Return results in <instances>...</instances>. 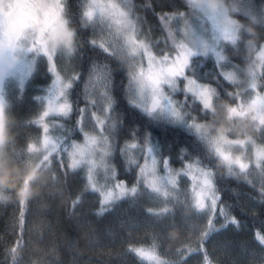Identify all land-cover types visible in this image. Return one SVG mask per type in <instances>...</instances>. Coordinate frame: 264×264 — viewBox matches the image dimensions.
Wrapping results in <instances>:
<instances>
[{
  "label": "trees",
  "instance_id": "trees-1",
  "mask_svg": "<svg viewBox=\"0 0 264 264\" xmlns=\"http://www.w3.org/2000/svg\"><path fill=\"white\" fill-rule=\"evenodd\" d=\"M218 1L224 5L238 27L235 43L222 41L219 52L230 64L244 70L257 66L258 72L255 75V88L240 90L223 74L214 55H199L190 59L187 69L189 78H193L192 66L198 62L197 72L201 76L198 83L213 89L219 106L213 110L204 107L199 101L193 106L192 99L189 98L188 106L182 110L183 116L190 122L188 124H205L208 129L191 133L180 124L152 122L130 109L123 98V86L126 83L124 77L132 70L117 55L111 61V67L116 72L114 88L117 112L124 121L119 135L120 146H123L127 134L133 130L141 136L151 131L153 140L162 146L163 154L171 157L170 166L176 171L181 170L182 164L189 162L182 160V156L187 155L190 160H195L197 155H208L210 149L202 136H222L233 141L248 140L264 149V103L261 106L252 103L255 92L264 94V60L260 61L255 54V49L264 43V21L260 22L233 11L230 8L232 0ZM255 1L264 7V0ZM65 2L67 8L63 18L77 45L80 57L78 71L81 67L86 70L92 59L103 60L104 56L98 50L88 48L85 43L92 35L91 29L83 30L79 23L80 5L84 0ZM132 2L137 5L134 15L141 17L140 31L145 34L149 26H152V39L154 42L159 41L157 51L162 47L161 41L167 39L168 30L162 31L158 16L140 6L151 2L156 6L157 14L163 11L169 14H184L195 20L199 17L186 0ZM250 45L255 49H250ZM81 56L84 58L83 63ZM184 87L181 83L180 89ZM83 91L81 82L70 97L73 103H76L79 97L78 107H83ZM173 98L180 102L185 99L182 93ZM4 105L5 98L0 106L5 147L8 146L9 150L10 143H13L14 152L20 153L35 134V125L32 123L35 110L29 107L27 94L16 103L10 104L9 109H4ZM78 120L79 114L73 112L70 117L50 120L49 124L51 126L64 123L71 127ZM79 139H82V134ZM194 147L196 151L193 150ZM11 157L14 158L12 152ZM157 159L160 160L159 155ZM3 164L0 166V264H119L109 254L124 249V242L119 237L116 241L107 239L101 228V225H110L107 223L112 224L113 221L107 220L103 215L98 218L95 213L84 214L85 217L82 211L80 214L76 213V204L73 201L83 189L82 174L74 175L69 169V174L65 177L60 158L55 152L38 162L32 174L22 179L16 176L15 165L11 160L3 161ZM112 164L117 167L119 179L125 181L126 186H133L137 170L126 171L125 160L118 151ZM161 164L162 162L159 164L160 170L163 165ZM210 166L218 178L224 177L219 182L222 200L231 206V214L242 222V227L239 231L229 228L209 237L204 242L209 258L213 264H260L257 251L264 250V245H261L256 237L257 234L264 236V203H261L259 194V183L264 181V177L261 176L260 170L252 165H249L246 176L241 175L239 169H235L233 177L227 176V169L219 159L214 158ZM245 179L256 182L257 188L253 189L244 182ZM198 226L201 229L197 231L200 238L206 223ZM181 233L184 234V231ZM190 233L191 229L188 227V234ZM170 241L168 234L165 235L163 243L172 247ZM163 243L160 246L162 251L167 249ZM200 244L201 241L199 247ZM192 258L202 262L203 252L199 257Z\"/></svg>",
  "mask_w": 264,
  "mask_h": 264
},
{
  "label": "snow or ice",
  "instance_id": "snow-or-ice-1",
  "mask_svg": "<svg viewBox=\"0 0 264 264\" xmlns=\"http://www.w3.org/2000/svg\"><path fill=\"white\" fill-rule=\"evenodd\" d=\"M140 7L158 16L162 31L170 29L173 22L179 19L178 14L174 13L162 11L157 14L156 6L151 2ZM196 7L205 11V15L213 21V30L216 31L215 10L213 14H209L206 5L198 4ZM66 8L65 0H57L55 12L62 14L66 12ZM80 8L79 23L82 29L91 28L94 33L85 43L88 48L101 52L104 59H92L86 70L83 67L79 71L73 68L71 75L62 77L56 65L55 50L42 51L40 55L46 57L48 61L47 71L54 78L46 94L36 97L40 104L46 106L37 124L42 127L45 136L49 137V147L59 156L65 177L69 174V169L74 175L86 171V177L82 178L83 189L73 203L76 204L91 190L93 195L99 194V205L103 212L125 198L138 197L141 194L140 184L143 182L147 194L164 204V207L156 213L149 208L148 214L165 216L173 213L176 205L181 203L180 196L183 194L185 197L183 204L198 217L206 220V226L200 237V247L193 248L190 245L188 249L179 250L180 258L175 264H191V257H199L201 252H203V260L202 262L197 260V264H213L204 248V242L213 234L229 228L239 231L242 222L231 214V206L223 202L219 182L224 177L216 176L211 169V162L214 158L222 161L228 177L234 176L235 169H239L240 174L246 176L249 165L241 160L232 161L221 149L211 148L207 156L197 155L195 160H190L187 155L182 156V160L189 162L182 164L181 170L176 171L170 166L171 157L163 154L162 146L153 140L151 131L141 136L139 132L133 130L127 134L123 146H120L119 135L124 121L117 112L114 88L116 72L111 67V61L117 54H126L133 60L139 57V65L124 77L126 83L123 86V98L126 105L149 121H165L190 128L191 126L183 118L182 110L188 106L189 98L195 106L198 102L197 97L201 94V85L198 83L201 77L197 72L198 62L192 66L193 78L190 79L187 69L192 53L178 44L174 57L167 46L157 51L159 41L154 42L152 39V26H149L147 33L141 38L139 28L141 17L134 15L137 5L132 0H122L120 3L113 0H86ZM97 28L99 39L95 35ZM168 36L173 38L175 43L171 31H168ZM70 37L71 33H64L63 46L71 58L76 53V49L72 46ZM83 59L81 56V63ZM145 60L147 67L144 66ZM16 72L19 73L23 84L32 72V65L22 63ZM7 74L15 73H8L0 61V106L3 105L4 76ZM81 82L84 87L83 107H78L79 97L76 103H73L70 97ZM181 83H185L183 89L179 88ZM181 93L185 97L183 102L173 98ZM73 112L79 114L80 120L71 127L64 123L51 126L48 124L49 120L70 117ZM80 134L82 140L79 139ZM193 150L196 151L195 147ZM117 151L125 160L126 171L139 169L136 181L131 187L126 186L125 181L119 179L117 167L110 164V161L116 159ZM137 153L143 157L142 164ZM158 155L160 160L157 159ZM161 162L163 168L160 171L164 173L163 175L158 172ZM256 167L264 177V151L257 153ZM101 173L104 181L102 184L99 182ZM182 176L191 180L190 194L187 191L181 193L178 187L180 183L178 178ZM244 182L253 189L257 188L256 182L252 180L245 179ZM259 194L261 203H264V181L259 183ZM169 203L173 204V208L168 207ZM217 223H220L219 228L216 227ZM256 239L264 245V236L257 234ZM129 251L148 264H170L157 255L155 246L133 247ZM185 252L189 253L188 258L185 257Z\"/></svg>",
  "mask_w": 264,
  "mask_h": 264
},
{
  "label": "rangeland",
  "instance_id": "rangeland-1",
  "mask_svg": "<svg viewBox=\"0 0 264 264\" xmlns=\"http://www.w3.org/2000/svg\"><path fill=\"white\" fill-rule=\"evenodd\" d=\"M56 2L57 0H0V61H2L3 68L8 73H15L4 76V109H9L10 104L16 103V101L21 100L27 94L29 107L35 110L32 120V123L35 125V134L29 139V143L20 153L14 152L15 147L13 143H10L9 150L8 146L5 147L4 123L0 121V166L4 165L3 161L11 160L15 165V174L18 179L31 175L34 166L53 152L48 144L49 137L45 136L42 127L37 124L46 106L40 104L36 100V97L46 94L47 88L51 85V81L54 78L47 71V58L42 57L40 53L44 50H55L56 65L62 77L71 75L73 68L78 71L80 62L75 38L67 29L63 13L55 12ZM85 2L86 0H84ZM113 2L120 3L122 0H113ZM186 2L199 15L198 19L195 20L184 14H179V19L173 22L170 29H168V31L173 33L175 43L173 42V38L168 36L167 39L161 41L162 47L160 49H164L167 46L174 57L176 45L178 44L192 53L189 61L194 56L214 55L220 64L223 74L229 81L240 90H253L257 84L255 75L258 72V67L254 66L249 70L238 68L236 65L227 62L219 52L220 43L225 41L234 44L237 40L238 32L236 22L229 16L224 5L218 0H186ZM198 4L206 5V11L209 14H213V10H215L214 23L216 31L213 30V21L205 15V11L196 7ZM230 8L254 20L264 21V7L255 0H232ZM65 32L71 33L70 40L72 46L76 49V53L71 58L63 46ZM91 35L92 37L94 35L92 29ZM95 35L99 39L98 28ZM105 36H107V33H105ZM140 36L141 38L144 36V33L141 31ZM250 49L254 50L255 48L253 45H250ZM255 54L260 61L264 60V43L255 49ZM117 56L126 65L130 66L132 71L140 63L139 57L133 60L123 53L117 54ZM22 63L32 65V72L24 80L23 84H21L19 73L16 72V69ZM144 66L147 67L146 60L144 61ZM183 84L185 85V83ZM197 101L201 102L204 107L213 110L219 106L215 92L207 86L201 85V94L197 97ZM252 103L256 106L263 105L264 94L255 92ZM49 122L51 121L49 120L48 124ZM188 123L190 122L187 121ZM188 125L191 127L181 126L191 133H198L201 130L208 129V126L205 124ZM201 138L209 149L219 148L230 160H241L256 169L257 153L264 151L261 146L252 144L248 140L233 141L225 139L222 136H202ZM11 152L14 158L11 157ZM137 155L140 156L139 153ZM143 162V157L140 156V163L142 164ZM110 164H112V161H110ZM136 170L138 173L139 169ZM159 170L158 166V172L161 174ZM70 171L72 170L70 169ZM80 174L86 177V171ZM178 179L180 180L178 187L181 189V193L187 191L190 194L191 180L186 176ZM99 182L101 184L104 182L102 173ZM114 183L115 181H113ZM140 189L141 194L135 199L125 198L115 206H109L103 212H101L99 205V194L93 195L91 190H89L76 203V213L80 214L81 211L82 215L95 213V216L98 218H101L103 215L107 220L113 221L112 224L110 222L107 223L110 225H101V228L107 239L116 241L119 237L124 242L122 245L125 246L124 249H120L117 253L110 252L109 254L119 264H148L147 261H142L129 249L133 247L149 248L153 246H155V251L162 260L175 264L180 258L178 256L179 250L188 249L190 245L193 248L199 247L200 238L197 231H201V229H199L198 225L206 223V220L204 221L198 217L189 207L183 204L185 200L183 194L180 196L181 203L176 205L173 213L165 216L149 215V208L152 209L153 213H156L164 207V204L161 200L153 199L147 194L143 182L140 184ZM168 207L170 209L173 208V204L169 203ZM222 222L221 220L220 223ZM220 223H217V228L220 227ZM188 227L191 229L190 234H188ZM181 231H184V234ZM167 234L168 240L173 241H170L172 247L163 243ZM161 243L167 247L164 251L160 248ZM257 252H259L260 264H264V250L260 249ZM187 256H189V253L185 252V257ZM197 260V258H192L191 263L197 264Z\"/></svg>",
  "mask_w": 264,
  "mask_h": 264
}]
</instances>
